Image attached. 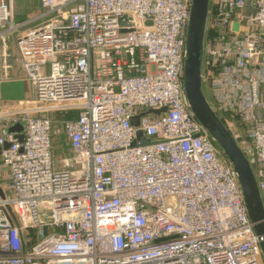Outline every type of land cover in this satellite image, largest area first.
Listing matches in <instances>:
<instances>
[{
	"label": "built area",
	"instance_id": "2783aa9c",
	"mask_svg": "<svg viewBox=\"0 0 264 264\" xmlns=\"http://www.w3.org/2000/svg\"><path fill=\"white\" fill-rule=\"evenodd\" d=\"M37 1L15 22L0 0V72L34 90L28 107L0 101V123L23 127V143L0 138V264H264L236 174L185 98L192 0ZM202 79L264 205V0H210ZM68 112L74 155L54 160L51 119ZM138 131L149 145L132 146Z\"/></svg>",
	"mask_w": 264,
	"mask_h": 264
},
{
	"label": "water",
	"instance_id": "95a60500",
	"mask_svg": "<svg viewBox=\"0 0 264 264\" xmlns=\"http://www.w3.org/2000/svg\"><path fill=\"white\" fill-rule=\"evenodd\" d=\"M209 4L210 0H192L185 43L183 89L194 118L215 141L236 174L246 212L252 225V230L258 239L264 260V205L260 197L253 168L240 149L237 140L211 107L203 86V45ZM253 14H255V11ZM118 23L120 26H132V16L123 15L119 18ZM238 29V24H234L233 30L238 31ZM165 111L166 109L158 111L149 110L145 114L158 116L161 112ZM138 120L139 116L131 118V124L137 127ZM8 132L14 135V139L17 142L23 143V127L20 124L8 127ZM137 140H140L142 145H149L151 143L145 137V133L141 131L137 132L136 140L132 146H135ZM9 147L10 143L6 141L0 146V154L1 151L7 150ZM0 199H5L1 190ZM7 213L15 225H17L15 216L10 208H7Z\"/></svg>",
	"mask_w": 264,
	"mask_h": 264
},
{
	"label": "crops",
	"instance_id": "0c3cea01",
	"mask_svg": "<svg viewBox=\"0 0 264 264\" xmlns=\"http://www.w3.org/2000/svg\"><path fill=\"white\" fill-rule=\"evenodd\" d=\"M38 9L39 7L34 12ZM10 55L11 61L14 58L13 49L11 50ZM0 77L2 79V83H0V101L3 104L4 110L9 111L14 108L28 107L34 98V90L31 83L25 79L23 72L16 67L8 71L7 78H4L2 71L0 72ZM74 117L75 114L69 112L54 114L52 116L49 140L54 160L69 159L74 155L71 142L68 140L62 124L63 120L72 119ZM8 134V127H5L4 124L0 123V138L5 137ZM9 186V171L2 164L0 158V190L4 196L10 194Z\"/></svg>",
	"mask_w": 264,
	"mask_h": 264
},
{
	"label": "rangeland",
	"instance_id": "374dc122",
	"mask_svg": "<svg viewBox=\"0 0 264 264\" xmlns=\"http://www.w3.org/2000/svg\"><path fill=\"white\" fill-rule=\"evenodd\" d=\"M38 7L39 3L37 0H14L13 13L15 22L25 21L30 13L34 12Z\"/></svg>",
	"mask_w": 264,
	"mask_h": 264
}]
</instances>
